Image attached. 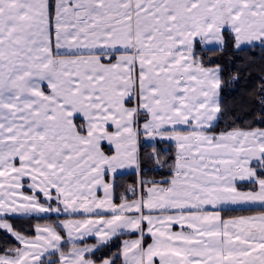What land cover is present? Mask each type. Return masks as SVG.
<instances>
[{"label": "snow or ice", "instance_id": "obj_1", "mask_svg": "<svg viewBox=\"0 0 264 264\" xmlns=\"http://www.w3.org/2000/svg\"><path fill=\"white\" fill-rule=\"evenodd\" d=\"M256 49L264 0H0V264H264Z\"/></svg>", "mask_w": 264, "mask_h": 264}, {"label": "trees", "instance_id": "obj_2", "mask_svg": "<svg viewBox=\"0 0 264 264\" xmlns=\"http://www.w3.org/2000/svg\"><path fill=\"white\" fill-rule=\"evenodd\" d=\"M206 55H213V53H207ZM243 55V54H242ZM253 62L249 64L242 74L238 82L233 84H225L222 89V102L230 109V116H239V123H243L246 120L253 119L259 114L260 105L257 103V97L254 95L258 86V77L260 75V69L264 67V58L260 49H256ZM215 62L222 63L225 66L224 79L227 81L229 73L235 71V65H229L228 55L225 54L222 57H215ZM225 122L231 124V120L226 116L221 122L220 127H223ZM133 177L130 175L124 176L122 179L125 182H130ZM236 215L238 213H229ZM17 226L27 228L30 223L36 221L14 220Z\"/></svg>", "mask_w": 264, "mask_h": 264}, {"label": "crops", "instance_id": "obj_3", "mask_svg": "<svg viewBox=\"0 0 264 264\" xmlns=\"http://www.w3.org/2000/svg\"><path fill=\"white\" fill-rule=\"evenodd\" d=\"M238 214H240V213H238ZM237 215V214H236ZM90 242H92V241H90Z\"/></svg>", "mask_w": 264, "mask_h": 264}]
</instances>
